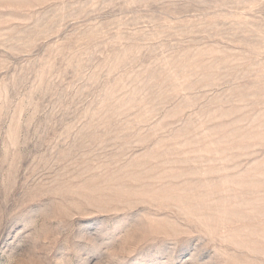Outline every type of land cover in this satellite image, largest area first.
<instances>
[{
	"label": "rangeland",
	"instance_id": "rangeland-1",
	"mask_svg": "<svg viewBox=\"0 0 264 264\" xmlns=\"http://www.w3.org/2000/svg\"><path fill=\"white\" fill-rule=\"evenodd\" d=\"M0 264H264V0H0Z\"/></svg>",
	"mask_w": 264,
	"mask_h": 264
}]
</instances>
